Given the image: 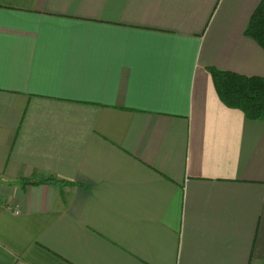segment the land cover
<instances>
[{"label":"crops","instance_id":"1","mask_svg":"<svg viewBox=\"0 0 264 264\" xmlns=\"http://www.w3.org/2000/svg\"><path fill=\"white\" fill-rule=\"evenodd\" d=\"M260 1L0 0V264H264Z\"/></svg>","mask_w":264,"mask_h":264},{"label":"trees","instance_id":"2","mask_svg":"<svg viewBox=\"0 0 264 264\" xmlns=\"http://www.w3.org/2000/svg\"><path fill=\"white\" fill-rule=\"evenodd\" d=\"M245 34L264 49V0L254 10ZM213 82L223 103L241 109L251 120L264 119V77L247 76L237 72L210 67ZM55 181L53 176L37 182Z\"/></svg>","mask_w":264,"mask_h":264}]
</instances>
